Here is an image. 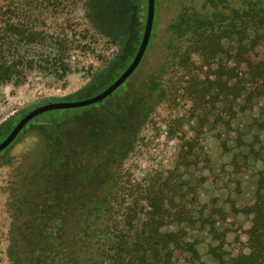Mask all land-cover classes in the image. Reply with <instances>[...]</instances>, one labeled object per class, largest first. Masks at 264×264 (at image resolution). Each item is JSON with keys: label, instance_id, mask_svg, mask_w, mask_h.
<instances>
[{"label": "rangeland", "instance_id": "rangeland-1", "mask_svg": "<svg viewBox=\"0 0 264 264\" xmlns=\"http://www.w3.org/2000/svg\"><path fill=\"white\" fill-rule=\"evenodd\" d=\"M24 3L27 23L83 46L68 53L74 67L65 79L37 68L23 84L0 85V143L37 106L89 98L112 84L136 56L148 15V0ZM207 8L205 0H156L150 45L123 85L103 101L39 114L0 152V264H27L20 233L33 223L28 211L37 201L58 205L66 194L62 201L73 203L96 184L131 188L142 200L152 182L179 188L177 208L189 218L168 217L162 229H183L198 255L188 251L174 264H223L221 256L231 264L248 251L251 221L243 209L264 180V99L231 119L221 114L228 104L215 98L214 87L197 109L185 87L170 98L160 93L177 80L168 57L179 46L172 31L180 14ZM121 39L122 46L112 43ZM247 56L264 61V41ZM215 247L220 256L210 252Z\"/></svg>", "mask_w": 264, "mask_h": 264}, {"label": "trees", "instance_id": "trees-1", "mask_svg": "<svg viewBox=\"0 0 264 264\" xmlns=\"http://www.w3.org/2000/svg\"><path fill=\"white\" fill-rule=\"evenodd\" d=\"M205 1L206 10H184L173 27V39L178 36L180 42L169 51L168 65L177 80L160 93L170 98L185 87L197 109L211 97L214 87L215 98L228 104L221 114L233 119L264 99V61L254 62L247 56L264 41V0ZM24 9V0H0V85L23 84L37 68L65 79L74 67L68 53L83 46L82 41L27 23ZM117 42L112 43L122 46L123 39ZM87 44L91 46L90 41ZM42 47L52 51L39 52ZM178 189L168 182H152L142 200L131 188L96 184L90 195L73 203L62 201L66 194L58 205L49 199L37 201L28 211L33 223L20 233L29 252L27 264H174L188 251L198 255L183 229H162L168 217L180 223L189 218L177 208ZM243 213L251 221L246 229L248 251L233 257L231 264H264V180ZM220 249L210 252L220 256ZM218 259L226 263L222 256Z\"/></svg>", "mask_w": 264, "mask_h": 264}, {"label": "water", "instance_id": "water-1", "mask_svg": "<svg viewBox=\"0 0 264 264\" xmlns=\"http://www.w3.org/2000/svg\"><path fill=\"white\" fill-rule=\"evenodd\" d=\"M155 15H156V0H148V15H147L146 27L141 45L131 64L112 84H110L106 89H104L100 93L89 98L79 99V100H67V101H51L30 110L17 123V125L9 133V135L0 143V152L6 149L9 145H11L12 142L20 134V132L30 123L32 119H34L39 114L54 109L78 108L103 101L113 92H115L121 85H123V83H125L128 80V78L136 71V69L138 68V66L140 65V63L142 62L145 56L154 28Z\"/></svg>", "mask_w": 264, "mask_h": 264}]
</instances>
